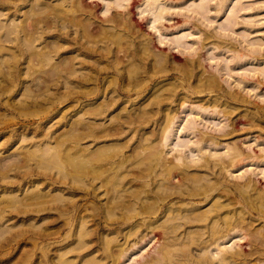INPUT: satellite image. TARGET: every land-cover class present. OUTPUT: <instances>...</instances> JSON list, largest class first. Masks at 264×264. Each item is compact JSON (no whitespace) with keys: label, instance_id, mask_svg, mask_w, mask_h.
Here are the masks:
<instances>
[{"label":"rangeland","instance_id":"rangeland-1","mask_svg":"<svg viewBox=\"0 0 264 264\" xmlns=\"http://www.w3.org/2000/svg\"><path fill=\"white\" fill-rule=\"evenodd\" d=\"M200 1L159 0L164 17L153 21L146 0H139L138 6L130 0L124 5L80 0L86 11L76 0H0V264H63L59 245H79L74 240L86 230V238L94 245L116 233L111 229L120 223L121 212L133 211L120 204V189L131 177V164H137L126 160L127 168L121 167L118 160L132 152L147 131L142 134V130L126 126L123 132L108 129L105 133L104 127L126 124L128 110L137 109V95L143 90L148 96L157 91L171 100L168 106L175 121L169 131L175 133L167 142L156 140L167 158L174 157L178 148L184 149L189 159L198 156L192 148H196L193 141L199 131L187 126L196 123L201 130L219 134L232 130L229 139L205 148L226 155L227 144L233 145L235 140L242 154L232 174L216 175L228 187L248 182L242 195L258 211H254L259 219L253 227L264 224V0H208L206 8L198 12L195 4ZM90 9L99 17L89 18ZM115 11L131 18L129 25L101 30L100 18ZM77 14L92 26L87 30L83 26V30L81 23L73 20ZM28 21L34 25L25 32L20 27ZM176 37H181L180 44L174 42ZM57 47L59 52L70 50L67 55L77 56L74 73L66 68L67 63L54 67ZM33 49L51 59L33 57ZM43 50L48 53L44 55ZM211 76L218 80L215 92L221 95L218 105L205 109L200 106L206 105L208 96L198 90ZM191 86V95L182 103L181 93ZM148 96L142 101L146 103ZM96 97L103 101L105 111L84 115L78 121L82 113L75 114L79 104ZM156 114L149 116L150 128L146 130L155 128L160 134L162 126L150 122ZM178 142L188 143L181 146ZM102 145L107 147L105 154L99 151ZM93 149H98L95 154L100 158L93 154L95 161L84 160L92 156ZM75 155H80L75 157L79 167L74 164ZM87 161L95 173L86 167ZM101 170L111 176L114 173L112 187L117 188L113 189L111 209L102 198L96 200V194L104 189L99 187ZM197 173L202 180L214 179L210 172ZM130 184L133 200L147 188L138 181ZM151 187H156L154 193L160 199L168 192L163 185ZM238 213L248 214L237 210L235 216ZM80 214H84L85 224L80 223ZM239 229L246 232L245 227H238L225 244L249 249V238ZM119 238V242L124 240ZM150 238L130 250L122 264H137L152 253L157 239Z\"/></svg>","mask_w":264,"mask_h":264},{"label":"bare ground","instance_id":"bare-ground-1","mask_svg":"<svg viewBox=\"0 0 264 264\" xmlns=\"http://www.w3.org/2000/svg\"><path fill=\"white\" fill-rule=\"evenodd\" d=\"M108 1L124 5V1L127 0ZM138 1L139 0H130V4L138 6ZM158 1L159 0H146V2H144L148 6L147 9H149L152 13L153 21L164 17V8L160 6ZM224 2L225 0H222V3ZM76 3L81 9L82 5L80 0H76ZM208 4V0H201L195 4V10L200 12L204 10ZM81 10L86 11L84 8ZM87 11L89 18L91 17V19H94L95 17H99L96 11L91 9ZM129 11L131 12V10ZM233 13H235V10H233ZM81 15L82 14H77L73 20L75 23H77V21L78 24L81 23L82 28L84 26L87 30V27L92 25H89V19H87L89 21L86 23L85 17ZM130 19L131 18L127 20L123 16L122 12L115 11L112 15H107L104 18H100V21L98 19V21L101 30H107V28L112 25L116 28L119 27L124 29L129 25ZM109 22L111 23L109 24ZM33 25L34 21H28L20 28L26 32L30 29V26ZM84 28L83 30H85ZM185 35L186 34L183 36ZM174 42L180 44L182 42L181 37H176ZM42 47H47V44ZM35 49L31 52L33 57L37 56L41 59H51L49 58V55H46L47 51L45 52V50H43L46 57L43 56L42 52L41 55L43 57H41L39 56L40 53ZM69 51L59 52L58 49V60L53 65L54 67L60 68L62 63H67L66 68L71 73H74L77 68L75 66L76 61H74V59L77 56L67 55ZM202 83L205 87L199 89L198 91L206 92V95L204 96H208L207 100L209 103L205 101L204 104L206 105H201L200 107L208 109L211 104L212 106L218 105L219 96L221 95V93L215 92L216 87L219 84L218 80L211 76ZM192 87L193 86L187 87L185 89V93H181L182 95L179 97V100L182 101V103L188 100V96L191 95L190 90ZM104 91H102L103 95L101 96H104ZM97 92L99 93L100 90L98 89ZM157 94L158 92L156 91L155 95L148 96V93L145 92V90L141 91L137 95L140 96L138 100L139 106L137 109H135V107L133 108L134 112L128 110V115H126V118L124 119L126 124L122 125L123 123L114 122V125H106L104 127L105 133L108 129H117L118 131L123 132L126 126L134 129L135 131L142 130L141 133L143 131H147L146 136H144V138H139L138 140L140 147H137L139 146V144H137L133 147L132 152L125 154V157L118 160V166L120 165L121 167L126 168V160L133 163L137 162V164L134 163L137 166L131 164V166H134V169L130 170L132 172L131 177L121 187L120 190H122V195L120 196L121 198L119 197L120 204L127 206L133 211L127 214L121 212L119 220L120 223L117 227L111 229L113 233H116H114L101 245H94L90 237L86 238V236L89 235V230H86L84 235L78 234L75 238L74 241H78L80 243H82V238H86L82 244L79 243V245L73 247H68L71 242L64 245L61 244V246L59 245L57 249L59 250V255L63 258L62 260L61 257H59L62 260V263L122 264L125 262L123 261V257L130 250L135 248L140 241H143L144 239H147V236H150V240H152V238L157 239V244L155 245L153 252L149 253L142 260H139L137 264H248V261H253L255 262L254 264H264V224L257 226L256 229L253 227L256 219H259V216H254V211L257 210L252 204V201L242 195L245 194V192L242 191V188L248 185V182H237L235 183L236 187H228L216 175L222 172L228 175L232 174V168L240 159L242 154L239 146L236 145L234 142L235 140H232L233 145L230 143L227 144L229 153L227 152L226 155H228V157H225V154L207 151L205 148L206 144H213L217 146L226 139H229V135L231 134L230 131L232 130H227L219 134L201 130L197 127L196 123H194L191 128L187 126L190 131H199L198 139L193 141L196 148L194 149L191 147L193 154H198V156L196 158L189 159L185 150L178 148L174 157L167 158L163 155V151L159 149L156 140L159 139L162 143L164 140L167 142V139L175 133V131H169L175 121V117L170 111V106H168L171 100L164 99L169 96L160 97ZM232 95L237 97L236 94L229 93V96ZM146 96H148V98L145 103V101L142 100ZM97 97L90 98L89 101H82V103L79 104V109L75 112V114L80 111L82 112L79 113L81 114V117H77L79 118L78 121H81L83 118L82 116L84 115L96 116L103 110L105 111L103 101L101 100L102 102H98ZM118 103L121 105L122 101H118ZM143 103H145V105H141ZM102 107L103 109L101 110ZM123 107L124 106H122L121 109ZM230 107H233V105H230ZM116 109H118V107ZM182 110H185V107H183ZM112 111L110 112L112 113ZM214 111H217V108L214 107ZM163 112L165 113L163 114ZM154 113H157L156 116L162 113V115L159 117L155 116L152 121H150L162 126L160 134L155 132V128L152 130H146L147 128H150L148 127L149 116ZM113 114L110 116L114 119L117 118L114 116L115 114ZM131 124H134V127ZM179 143L180 142L177 144ZM187 143L188 142L180 144L183 146ZM102 146H98V148H101ZM107 146L111 148L110 145ZM105 148L107 147L103 146V148L99 149V151H103ZM97 150L98 149H93L91 152L92 156L89 158L88 155L87 157H83V159H97L99 157V155L97 156L95 154L99 152ZM195 150H197L196 153L194 152ZM102 151L100 152L105 154V152ZM93 154H95V158L93 157ZM78 156L75 155L73 159L75 161L74 164L77 165V167H79L80 161H78V159L75 160V157ZM101 156L103 155L101 154ZM88 163L89 162L87 161V163H85L87 166H85L89 169L88 166L90 165ZM91 168L93 172L96 171L93 170L95 169L93 166ZM126 168L125 173L127 175L128 170ZM104 170H106V168ZM104 170H101L99 180V187L102 186L104 189L101 193L99 192L96 194V200L98 197L102 198L107 207L111 209L112 207L109 203L113 201V189H116L117 187H112L115 181V177L113 178L114 173H111L113 176L109 174L108 176L104 173ZM98 171L99 170H97V173ZM198 171H205L206 173L210 172L214 175V179L209 177L202 180L201 178L203 176L199 175L197 173ZM103 173L105 176H102ZM110 177L112 178L110 179ZM135 181H138L140 185L147 188L143 190V194L138 195L133 200L131 198L132 194L130 193V183H134ZM153 184L158 186L163 185L166 191H168L163 198L160 199L154 193V188L156 189V187H151ZM230 195H232V197ZM241 197L244 198L245 201H242ZM237 210H239V212L245 211L248 214L243 216L238 213L239 216L237 215V217L235 216ZM79 218L80 223L85 224L84 214H80ZM238 227L246 228V232H242L241 229L239 230L246 238H249V249H244L241 246L238 247L236 244H225L227 242V238L232 236L231 234H233V232L238 231ZM125 229L127 230L124 231ZM242 233L241 236L244 237ZM119 237H122L124 240L119 242L121 240ZM68 255L72 257H68Z\"/></svg>","mask_w":264,"mask_h":264}]
</instances>
